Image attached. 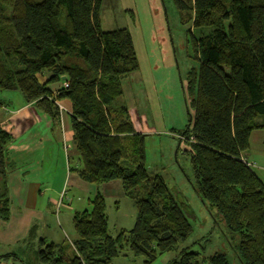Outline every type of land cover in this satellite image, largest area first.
<instances>
[{"label":"trees","instance_id":"1","mask_svg":"<svg viewBox=\"0 0 264 264\" xmlns=\"http://www.w3.org/2000/svg\"><path fill=\"white\" fill-rule=\"evenodd\" d=\"M103 0H0V91H18L25 103L52 121L56 102L71 103L72 144L78 168L91 185L122 184L137 218L133 229L109 235L101 193L91 210L73 219L72 243L41 241L37 264H113L125 250L144 264L177 250L192 226L166 183L145 167L146 136L136 134L127 110L116 108L121 81L138 70L130 32H104ZM201 31L194 40L198 72L191 73V142L195 189L238 239L240 264H264V184L244 162L254 131L264 130V0H173ZM210 29L204 34L202 30ZM50 73L46 82L43 74ZM66 82L54 98L49 85ZM126 118V119H125ZM192 126V129H191ZM0 127V220L10 218L6 148ZM72 161V160H71ZM8 166V167H7ZM18 258L16 254L0 259ZM202 261V262H201ZM21 264H27L21 261ZM31 264V263H28ZM169 264H229L223 254L207 259L186 248Z\"/></svg>","mask_w":264,"mask_h":264},{"label":"rangeland","instance_id":"2","mask_svg":"<svg viewBox=\"0 0 264 264\" xmlns=\"http://www.w3.org/2000/svg\"><path fill=\"white\" fill-rule=\"evenodd\" d=\"M99 16L102 31L126 29L132 36L139 67L136 72L122 79L123 94L115 106L119 110H127V119L135 130L139 131L141 125L151 131L144 140L145 167L151 178L159 176L163 179L176 201L183 207L193 229L189 238L180 243L177 250L158 256L152 264H169L185 248L198 254L201 260L223 254L229 264H240L234 251L238 239L227 230L217 212L204 205L196 192L189 153L192 150L191 142L181 138V134L192 124L191 117L194 115L192 100L196 85L191 73L198 72L199 62L193 42L201 31L193 27L187 13L179 11L173 0H103ZM202 32L208 34L211 30L204 29ZM1 97H10L11 101L6 102L9 109H17L19 100H24L18 91H0V103L3 101ZM68 143L70 145L71 142ZM247 155L250 163L256 165L251 170L264 183V153L257 149L248 151ZM39 156L42 154L37 152L19 154L24 164H28L22 168L26 176L39 177L37 168H32L31 165ZM6 157L10 162L17 159V155L12 157L11 154H6ZM51 159L49 157L46 161L52 162ZM53 170L54 167L50 168V175L44 186L55 188L59 185V168L56 172ZM54 175L56 177L53 178ZM89 186L98 188L100 192L103 190L102 185ZM105 193L106 196L103 197L106 202L108 231L115 238L120 230L134 228L137 211L125 195L122 197L108 191ZM95 195L89 196L87 190L71 185L59 198V207L47 205L48 199H56L52 191L46 193L40 203L55 219L61 206L62 211L73 208V211L80 212L91 210L90 200ZM56 203L57 201L54 204ZM71 229L77 237L73 224ZM42 233L45 235L46 230ZM32 249L24 255L27 264L38 263ZM144 262L143 257H134L128 249L113 260V264Z\"/></svg>","mask_w":264,"mask_h":264},{"label":"crops","instance_id":"3","mask_svg":"<svg viewBox=\"0 0 264 264\" xmlns=\"http://www.w3.org/2000/svg\"><path fill=\"white\" fill-rule=\"evenodd\" d=\"M50 76V73L43 74L41 81L46 82ZM62 81L64 80L49 85L48 88L53 94L61 87ZM1 98L3 101L0 103V127L12 138L6 148V154L8 156L11 154L12 157L17 155V159L10 162L6 157V161L9 162L8 166L11 165L13 168H8L6 176L10 199V218L6 223L0 220V258L10 254H16L18 258L0 259V264H21L20 257L25 262L24 255H27L29 249L33 248V253L37 256L36 250L39 249L42 240L46 243L63 244L72 243L77 239L73 235L71 227L75 214L81 212L73 211L74 208L62 211L61 206L59 212L58 210L56 212V217L54 216L55 219L52 218L50 211L46 210L45 206H41L40 203L46 193L52 191L54 198H56L48 199L47 205L59 207V198L71 185L87 190L89 196L100 191L98 188L89 186L91 184L83 182L73 171L74 168H78L79 164L72 144L70 115L68 113H59V119L52 121L39 112L33 104L19 100L17 109H9L6 102L11 101L10 97ZM59 103L71 113L69 101L65 100ZM135 131L136 134L146 137L151 134L148 128L141 125L139 131ZM68 142H71L70 145ZM257 149L264 153V130H257L251 134L249 151L252 152ZM28 152L42 154L37 161L31 164L32 168L36 167L38 170L37 175L39 177L37 178L32 175L26 176L25 170L22 169L28 164H24L19 154ZM63 156L65 160H63ZM49 157L52 158L54 164L51 161H46ZM248 158L246 152L244 160L256 167L255 164L250 163ZM52 167H54L53 172L59 168V181H57L59 185L55 188L49 185L44 186L48 181ZM54 177L56 176L54 175ZM258 178L260 179L259 176ZM102 187L103 190L100 193L103 196L107 191L124 196L122 184L119 181L103 184ZM56 201L57 203L54 204ZM45 230L44 235L42 232Z\"/></svg>","mask_w":264,"mask_h":264},{"label":"built area","instance_id":"4","mask_svg":"<svg viewBox=\"0 0 264 264\" xmlns=\"http://www.w3.org/2000/svg\"><path fill=\"white\" fill-rule=\"evenodd\" d=\"M61 87L63 88V89H66V88H68V84L66 83V82H64V83H62V85H61ZM58 95V90L55 92V94H54V100H55V97ZM56 104H57V106H58V110H59V113L60 114H63V113H68L69 115L71 114L70 112H68L59 102H56ZM244 162L246 163V165L249 167V168H253L254 166L253 165H251V164H249V163H247L245 160H244Z\"/></svg>","mask_w":264,"mask_h":264},{"label":"water","instance_id":"5","mask_svg":"<svg viewBox=\"0 0 264 264\" xmlns=\"http://www.w3.org/2000/svg\"><path fill=\"white\" fill-rule=\"evenodd\" d=\"M63 80H65V78H63Z\"/></svg>","mask_w":264,"mask_h":264}]
</instances>
